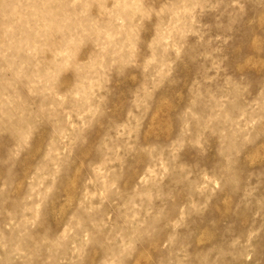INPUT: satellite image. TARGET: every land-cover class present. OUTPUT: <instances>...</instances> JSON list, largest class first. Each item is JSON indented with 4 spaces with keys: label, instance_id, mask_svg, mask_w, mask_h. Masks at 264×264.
I'll return each mask as SVG.
<instances>
[{
    "label": "rangeland",
    "instance_id": "rangeland-1",
    "mask_svg": "<svg viewBox=\"0 0 264 264\" xmlns=\"http://www.w3.org/2000/svg\"><path fill=\"white\" fill-rule=\"evenodd\" d=\"M0 264H264V0H0Z\"/></svg>",
    "mask_w": 264,
    "mask_h": 264
}]
</instances>
